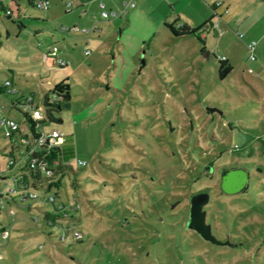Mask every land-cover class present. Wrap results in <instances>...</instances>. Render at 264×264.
<instances>
[{"label": "rangeland", "instance_id": "rangeland-1", "mask_svg": "<svg viewBox=\"0 0 264 264\" xmlns=\"http://www.w3.org/2000/svg\"><path fill=\"white\" fill-rule=\"evenodd\" d=\"M5 3L13 18L18 13L43 17L50 11L31 7L28 0H19L18 6ZM149 15L128 27L123 21V33L117 28L107 36L96 30L90 37L61 33L62 26L76 24L65 22L52 23L56 32L49 29L41 37L24 16L19 28L1 15L10 36L1 39L0 79L12 76L15 89L25 99L31 97L43 114L45 96L51 100L53 85L67 78L71 102L53 111L61 122L45 119L39 125L49 146L59 149L70 167L50 185H33L25 153L28 145L36 151V142L22 114L32 109L20 105L21 111L16 110L8 97L0 98L5 102L2 113L20 132L9 139L0 128V162L10 160L12 151V170L16 168L9 172L14 176L0 180L4 190L16 186L15 177L25 170L27 192L54 197L53 204L39 197L20 203L21 194L16 203L2 198L0 223L11 237H0V264H264V184L256 197L237 193L259 204L254 253L245 245L234 252L212 244L167 215L188 212L190 198L198 192L207 193L209 200H233L236 194H220L222 169L244 161L264 165L258 140L264 136V100L249 85L255 75L245 68L243 38H229L235 68L219 80L217 61L205 52L212 48L221 53L223 46L211 33L205 48L195 35L175 38L164 28L154 42H144L139 37L151 31ZM43 39L46 43L39 47ZM51 48L66 62L64 68L49 66L54 56L48 57V66L42 61ZM250 147L256 148V156H246ZM238 167L256 172L253 164ZM198 172L203 177L196 181ZM257 174L264 183V172ZM253 184L249 176L248 191ZM201 185L209 191L195 190ZM59 205L69 218L47 225L46 212L55 213ZM75 232L81 234L78 241Z\"/></svg>", "mask_w": 264, "mask_h": 264}, {"label": "crops", "instance_id": "crops-1", "mask_svg": "<svg viewBox=\"0 0 264 264\" xmlns=\"http://www.w3.org/2000/svg\"><path fill=\"white\" fill-rule=\"evenodd\" d=\"M5 1L14 2L16 6L19 4V0H0V47L4 43L2 41H7L10 36L5 25L6 23L2 20L1 15H5L7 19L12 20V22L17 24L19 28L24 27V20L21 18L24 16V19L27 18L32 23L36 24V34L43 37L45 34L44 31L46 30L56 32L57 27H49V25L54 22L58 24L59 22H65V24H77L78 22L82 26L95 24L98 27L97 31L99 35L109 36L116 32L117 28L123 33L126 29L125 26H123V21H126V27H128L131 22L139 16L150 14L148 19H151V22H149L151 31L142 34L139 37L140 40L145 42L148 39L149 42H154L158 37L157 35L163 32V28L169 32L168 28L164 25L165 22L174 23L175 26L178 23H181L183 26L196 30V38L203 42V48L206 47L208 35L211 33L212 37L217 39L218 44H222L223 50L221 53H215L211 48L210 50L207 49L206 52L212 53L215 56L216 61L219 59L225 60L230 65L231 71L234 70L235 64L229 38L232 36L241 39L243 38L242 44L245 50H247L246 43L250 40H255L256 47L254 50V59L251 60L249 58L248 52V66L245 68L248 73L255 75L249 85L260 96L261 100H264V0H135V7L128 10L125 16L109 21L100 19L97 7L98 0H49L50 5L48 10L50 11L43 15V17L31 15L29 13L18 15V13L15 18L12 17V10ZM104 1L110 8L117 9L121 8L123 5V0ZM216 2H219L220 5L215 6ZM28 5L31 7L35 6L33 0H28ZM5 11H9V15H7ZM60 26H62V24H60L59 27ZM3 31H6L4 40ZM239 34H242V37H240ZM181 37L183 36H180V38ZM44 43L46 42L43 39L41 43H38L39 47ZM45 55L46 54H44V56ZM47 60L48 57H43L42 61L47 65ZM249 69L251 72L248 71ZM10 72L13 73L12 71ZM5 80H9L12 87L15 89V83L12 76L0 79V81ZM18 92L19 91L16 90L14 97L17 98L20 103L23 102L26 104L27 102H33L31 97L27 100L23 97L22 93L19 92V95ZM2 97L3 95L0 94V98ZM21 98L22 100H20ZM4 105L5 102L3 99H0V117H8L2 113ZM15 134H20V132H14L9 139H12ZM24 138L29 142L27 134ZM30 150H32V146L28 145V149L25 153L26 156L29 154ZM58 154L62 160L61 152ZM9 157L13 160L14 164L15 160L12 151H10ZM8 161L9 160H3V163L0 162V180L8 178L9 175L14 176L13 173H9L13 168V164L8 166ZM15 169L16 168L12 171ZM18 180L22 182V184H19L20 187L26 188L27 190L28 176L26 175L25 170L21 171L18 177H15V183L18 182ZM4 187L5 183L0 182V196L6 192ZM21 192L22 191L18 190L12 193L14 195L8 196L11 198L10 201L16 203L15 196L21 194ZM22 202L24 201L20 200V203ZM2 224L3 223H0V237L2 231H5ZM7 236L11 237V234L9 233ZM0 259L4 260V257L0 256Z\"/></svg>", "mask_w": 264, "mask_h": 264}, {"label": "trees", "instance_id": "trees-1", "mask_svg": "<svg viewBox=\"0 0 264 264\" xmlns=\"http://www.w3.org/2000/svg\"><path fill=\"white\" fill-rule=\"evenodd\" d=\"M164 25L168 28L169 32L173 37H180V36H186V35H196V30L190 29L186 26L176 27L174 23H167L165 22ZM209 54L213 55L212 53L206 52V55L209 56ZM215 58V56L213 55ZM216 71H217V78L219 80H222L228 76V74L231 71L230 65L223 59H219L216 62ZM51 95V100L47 97V95L44 98V110H43V116L39 121H33L30 114L26 111H22V114L26 121L28 122L29 131L32 135V137L36 140H38L42 134L39 125L44 122L45 119H47L50 122H61V119L56 118L54 116L53 111L54 110H61L63 108H68L70 106L71 97H70V87L67 82V78L57 82L53 85V88L48 92ZM0 94H2L4 97H8L10 100L11 106L21 111L20 105L25 107V105L31 106L33 105L31 102H27L20 104L19 100L14 97V95L7 93L5 90L0 88ZM14 97V98H13ZM13 133H10L8 138H11ZM258 140L261 142V148H264V136L259 137ZM60 152L59 149H53L49 148L47 145L43 144L40 146H37V150L35 152L29 153L27 155V169L30 172V175L33 179V185L35 184H43L47 183L50 185L51 182H54L58 179V176L66 169L69 168L70 165L65 163L61 160L60 155L58 154ZM256 148L250 147L248 149L246 156L251 157L252 155L256 156ZM33 161V166H29L28 162ZM40 161H46L47 169L41 170L39 166ZM258 161H244L242 164H253L254 170L256 172L249 173L250 178H252L253 187L249 189L248 191V185H246V188L241 193H245L247 196L250 195L251 198L254 196L256 197V189L260 187L261 184H264L261 181V177L257 174L264 172V165L260 164ZM242 164H235L236 166L242 165ZM200 177H203L198 172V176L196 178V181ZM18 180L16 182V189L17 191H24L26 188H21L19 184H22V182ZM61 183V182H60ZM199 188L195 190H203ZM205 191H209L207 189H204ZM221 195H228L223 192H220ZM40 199L44 200L45 202L53 204L54 197H43L38 196ZM29 200H34L29 198ZM253 200V199H252ZM232 205H240L245 207V210H241L239 208H234ZM259 204L258 202L249 201L246 196L238 194L234 195L233 200L231 201H221L219 199H216L213 196H210V200L207 202L206 205L203 206V211L206 216V224H208L211 228L212 234L215 236L217 243H212L215 245H227L231 248L232 251L236 252L237 249L245 245L248 250L255 252V247L257 244V237L254 235L255 229L259 226L260 221L258 219L255 220L254 215H258L259 213ZM73 210H77L74 208ZM61 211V205H59L57 208L55 207V213L46 212L47 216L44 217V220L47 225L54 226L61 223H57V219H62L65 217H68L66 213L60 212ZM60 212V213H58ZM168 217L175 216L176 219H181L183 221V228H189L194 231L191 221L189 219L188 212H185L183 210L177 211V214H168ZM69 227L65 226V231L67 232V229ZM219 231L222 232V235L219 234ZM80 234V233H79ZM81 235V234H80ZM74 240L78 241L79 239L75 237L74 233L72 234ZM242 237L245 239L243 240ZM227 239L229 242H227ZM227 242V243H225Z\"/></svg>", "mask_w": 264, "mask_h": 264}, {"label": "built area", "instance_id": "built-area-1", "mask_svg": "<svg viewBox=\"0 0 264 264\" xmlns=\"http://www.w3.org/2000/svg\"><path fill=\"white\" fill-rule=\"evenodd\" d=\"M33 4L35 6H37L38 8L45 10V9H48L50 2H49V0H33ZM135 5H136L135 0H123L122 7L116 9V8L108 7L104 0H98V2H97L99 17H100V19L105 20V21H109L112 19H117V18L125 16L127 14L128 10L134 8ZM219 5H220L219 2L215 3V6H219ZM5 12L7 15H9V13H10L9 11H5ZM181 26H182L181 23H178L176 25L177 28L181 27ZM96 30H98V27L95 24H92L88 27L78 26L76 24H73L69 27L62 26L59 29V31L63 34H70V33L78 32V33H81L82 35H85V36L91 35ZM239 36L242 37V34H239ZM255 47H256V41L255 40H250L246 43V49L249 52V58L251 60L254 59ZM56 50H57L56 48H51L50 51L48 53H46L44 58L49 57V56H54L55 62L49 66L51 68H54V69L64 68L66 66V62L63 61L61 58L56 56V53H55ZM88 52H89L88 50L85 51V54H87ZM248 71L251 72L250 69ZM0 88L5 90L9 94H12V95L16 94V90L12 87L11 82L9 80L0 81ZM29 107L32 109L31 112L29 113L32 120L33 121H39L43 116L42 112L40 110H38L37 108H35L33 105H31ZM0 128L6 129L7 135H9L10 133L19 132V125L15 121H13L12 119H10L6 116L0 117ZM34 140L36 142L35 143L36 149H37V146H40L43 144H45L49 148H51L48 144L49 136L44 135L43 133L41 134V136L38 140H36V139H34ZM31 152H35V151L30 150L29 153H31ZM32 163H33L32 160L30 162H28L29 166H33ZM65 163L70 165V161L65 162ZM7 164H8V166H11L13 164V160L10 159ZM78 164L83 166V165H85V162L78 160ZM39 166H40L41 170H43V171L46 170L47 169L46 161H40ZM0 176H1V172H0ZM16 191H17L16 186H10L6 190V192L0 196V203L2 202V198H6ZM21 195L23 197V199H22L23 201H25L26 199L29 200V198L36 199L38 197L37 195H32L31 193L27 192V190L22 191ZM50 200H51V197H50ZM61 209H63V207H61ZM78 234H79L78 232H75L74 233L75 237L78 236ZM6 236H7V232L2 231L1 237L5 238Z\"/></svg>", "mask_w": 264, "mask_h": 264}, {"label": "water", "instance_id": "water-1", "mask_svg": "<svg viewBox=\"0 0 264 264\" xmlns=\"http://www.w3.org/2000/svg\"><path fill=\"white\" fill-rule=\"evenodd\" d=\"M249 179V173L241 167L222 169L220 174V190L225 194H237L245 190ZM209 201L207 193L198 192L191 196L189 205V219L194 231L204 240L217 243L211 228L206 224V216L203 206ZM227 243V242H225Z\"/></svg>", "mask_w": 264, "mask_h": 264}, {"label": "flooded vegetation", "instance_id": "flooded-vegetation-1", "mask_svg": "<svg viewBox=\"0 0 264 264\" xmlns=\"http://www.w3.org/2000/svg\"><path fill=\"white\" fill-rule=\"evenodd\" d=\"M233 167H238V166H231V167H228V168H233ZM248 171V170H247ZM249 173V172H248ZM249 180V179H248Z\"/></svg>", "mask_w": 264, "mask_h": 264}]
</instances>
